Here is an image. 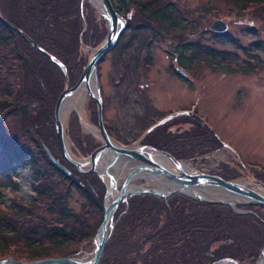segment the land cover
I'll use <instances>...</instances> for the list:
<instances>
[{"label":"trees","instance_id":"trees-1","mask_svg":"<svg viewBox=\"0 0 264 264\" xmlns=\"http://www.w3.org/2000/svg\"><path fill=\"white\" fill-rule=\"evenodd\" d=\"M110 1L125 19L128 32L132 29L138 31L145 24L150 27L162 24L181 26L176 22L174 6L169 1ZM252 1L264 2L236 0V4L240 7ZM96 12L86 0H0L1 17L22 32L13 31L0 20V64L7 65L13 74L10 82L12 90L4 91L3 95L11 104L17 99V89L24 90L14 106L18 111L30 115L40 108L44 109L51 120L47 126L51 127L55 102L65 86V75L54 61L37 51L30 40L62 64L72 86L88 61L82 45L95 48L107 34L105 20ZM124 34L120 35V39L124 38ZM178 45V63L187 71L196 61L211 66V61L218 62L224 58L223 52L211 45ZM200 53L205 57L199 60ZM102 60L103 57L99 62ZM145 63L147 67L149 55H146ZM28 73L35 78L32 87L15 83V77L21 76V80L25 81ZM90 103L94 106L95 102L91 100ZM95 118L96 115L94 121ZM75 119L73 113L69 118L70 127L74 122L76 125ZM165 123L170 132L174 127L178 137L163 139L161 134L157 135L160 124L149 131L141 144L162 149L182 161L193 160L194 156L224 146L215 131L194 114L176 116ZM103 124L108 132L107 124L104 121ZM65 132L69 135L71 129ZM13 135L0 129V202L5 192L11 194L9 209L0 210V260L11 257L26 262L72 257L96 235L104 212L97 196L105 192L103 184L93 185L90 182L93 173L76 172L75 179L64 175L35 138L29 137V142L40 149L37 157L32 149ZM77 145L84 157L99 147L89 135L79 138ZM16 164L34 171V196L29 201L17 195ZM216 174L226 181L237 177V172L233 170ZM54 176L65 182L64 189L59 188V183L52 178ZM71 186L86 201L81 207L83 216L72 212L68 206L67 196ZM92 188L99 192L95 194ZM240 208L247 212L239 214L230 205L205 203L181 193L163 198L154 194L128 197L116 209L112 229L97 264H212L222 258L233 259L238 264H255L264 245V206L241 205ZM96 212L99 216L95 226L89 218ZM196 250L198 259L193 254Z\"/></svg>","mask_w":264,"mask_h":264},{"label":"rangeland","instance_id":"rangeland-1","mask_svg":"<svg viewBox=\"0 0 264 264\" xmlns=\"http://www.w3.org/2000/svg\"><path fill=\"white\" fill-rule=\"evenodd\" d=\"M166 1L174 6L176 22L181 23V26L162 24L150 27L145 24V27L138 31L132 29L128 32L129 30L125 29L124 38L119 39L113 49L104 54L103 60L97 63L96 81L101 92L103 121L107 124L108 134L117 145L125 147H139L140 140L160 124L157 135L161 134L163 139L178 137L174 127L173 132H170L165 122L172 121L177 113L188 111L177 116H198L215 131L225 147L194 156L193 160H183L184 162L189 163L193 170L212 175L233 170L237 172V177L232 180L248 188L255 187V180L264 183V2L252 1L239 7L236 0ZM88 3L92 6L90 1ZM96 11L101 17L97 9ZM215 20L223 21L227 26L226 30L221 33L213 31L210 27ZM136 24L134 21L133 25ZM184 43H190L192 46L211 45L222 51L224 58L218 62L211 61V66L196 61L192 63L189 71L184 70L176 55L178 44ZM81 48L89 59L94 48L90 49L84 45ZM146 55L150 57L147 67ZM204 57L205 55L200 53L199 60ZM12 80L11 69L0 64V129L6 134H15L13 136L32 149L37 157L40 149L35 143L29 142V137L35 138L40 143V148L45 152L47 148L52 157L59 159L70 170L69 175L75 179L76 172L61 157L57 148L54 116L51 127H48L47 123L51 120L44 109L40 108L30 115L18 111L14 106L24 90L21 92L17 89V99L11 101V104L3 95L4 91L7 93L12 90ZM14 81L16 84L20 82L32 87L35 78L28 73V79L25 81L21 80V76L15 77ZM90 101L91 98L87 94L80 111L73 110L68 113L62 124L64 132L71 129V134L65 132L69 153L72 158L83 163L84 170L89 167L85 165L88 156H82L77 145L79 138L89 135L97 141L99 147L102 145L96 120L97 104L94 103L93 106ZM73 113L76 115L77 126L74 122L73 127H70L69 118ZM74 139L77 141H73ZM120 161L111 167L114 178L117 179L118 190L124 176L134 167L132 163L122 166L125 160ZM37 166L39 169L40 163ZM48 169L50 170L49 167ZM14 171L15 180L19 183L17 195L25 201L31 200L34 196L33 169L16 164ZM52 178L59 183L60 189L65 188L63 180L56 176ZM90 182L93 185L102 182L106 192L107 183L99 174L93 173ZM130 185L135 189L154 187L160 191H168L162 182L149 181L143 177L135 178ZM258 189L260 193L264 192V188ZM93 190L95 194L99 192L97 189ZM68 191V206L72 212L81 213L83 216L81 207L86 201L73 186ZM105 192L97 194L102 209ZM201 193L216 199L227 195L219 189L209 188L202 189ZM4 194L0 202L1 211L8 210L11 206V194ZM239 206L237 209L242 210L241 213L247 212ZM98 216L99 212L91 215L89 222L96 226ZM111 229H108V236ZM247 235L250 236L249 233ZM94 248L92 239L80 247L72 257L90 260ZM193 254L198 259V250Z\"/></svg>","mask_w":264,"mask_h":264},{"label":"water","instance_id":"water-1","mask_svg":"<svg viewBox=\"0 0 264 264\" xmlns=\"http://www.w3.org/2000/svg\"><path fill=\"white\" fill-rule=\"evenodd\" d=\"M100 3L103 7V11L99 12V15L105 19V26L107 27L106 38L99 44L96 48L93 49L91 57L88 59V62L82 69V74L76 83L70 86L68 82L67 72L61 63L55 61L54 57L51 54H48L44 51L38 44L30 40L37 51L42 52L48 59L54 61L62 72L65 75V87L58 96L55 108H54V126H55V137L57 142V148H59L61 157L71 165L72 169L79 174L86 173H96L99 174L98 167L101 163V159L104 157L112 156V162L106 167L105 174L110 178L109 186L106 187V192L103 196V217L100 221V225L96 230V235L93 238V243H95V248L92 251V257L90 260H84L83 258L75 257H58V258H47V259H37L36 261H21L11 257L4 258L0 260V264H97L102 256L103 248L108 237V229H111L112 218L116 209L118 208L121 201H125L127 197L134 195L142 194H154L158 197H166L174 193H181L184 196H189L193 199H197L201 202L211 203L215 205H226L231 206L236 213L243 212L238 210L237 206L246 205V206H264V194L258 193L252 187H247L242 183H237L233 180H224L218 175H212L208 173H202L196 169L192 171H171L165 165L159 164L155 156L156 154H163L174 164L179 165V160L175 159L173 156L167 154L163 150H157L153 146L139 145V147L129 146L125 147L122 145H117L108 135L105 125L103 124V102L101 98V92L99 90L98 82L96 81L97 77V63L100 58L103 57L105 53L112 50L119 40L120 34L125 30V21L117 13L114 5L110 0H100ZM93 6V5H92ZM95 7V6H94ZM96 8V7H95ZM97 9V8H96ZM0 20L8 25L13 31L22 33L18 28L14 27L7 20L0 17ZM213 31L221 33L226 30V24L221 20H215L210 27ZM94 81V93L89 90L90 80ZM82 84L86 85L87 92L89 93L90 98L95 101L97 104V124H98V133L102 138V145L97 147L89 156L85 165L89 167L84 170L82 168L83 163L76 158H72L69 153L68 147L66 146V137L64 133V126L60 120L59 111L62 107V102L66 97L71 96ZM46 153L48 158L56 165L58 169L64 174L69 175L70 170L63 165L59 159L52 157L49 150L46 148ZM119 160H125L124 164L132 163L134 167L130 168L128 174L124 176V180L120 185V189L117 188V179L114 178L112 174L109 173V169L115 165ZM157 176V177H156ZM143 177L149 181H158V179H167L171 183H175L177 187L168 191H160L154 187L151 189L146 188H129L130 182L135 178ZM255 187L264 188V183L253 181ZM219 189L225 194L231 195L233 198H241L239 202L233 201L230 197L228 198H214L212 196H203L200 194L202 189ZM113 193L115 195L112 197ZM112 198V201L107 205L109 198ZM233 202L235 204H233ZM259 260L255 264L264 263V245L259 255ZM217 264H238L237 261L228 258H222L220 261L215 262ZM214 264V263H213Z\"/></svg>","mask_w":264,"mask_h":264},{"label":"bare ground","instance_id":"bare-ground-1","mask_svg":"<svg viewBox=\"0 0 264 264\" xmlns=\"http://www.w3.org/2000/svg\"><path fill=\"white\" fill-rule=\"evenodd\" d=\"M90 1V3L95 6L97 8V10L99 12L103 11V7L100 3V0H88ZM89 90L91 92L94 93L95 89H94V81L93 79L90 80L89 83ZM87 94H89L87 92V88L85 84H82L71 96L66 97L63 102H62V107L59 111V115H60V120L62 122V124L65 122V119L67 118V114L70 113L73 110H77L80 111L81 106L83 105V100L86 98ZM66 145L68 147V139H66ZM112 156L106 157V158H102L101 159V163L99 164V173L101 178H103L106 183L107 186H109L110 183V178L105 174V169L106 167L112 162ZM156 161L161 164V165H165L169 170H171L172 172H179V171H192L193 168L191 167V165L189 163L186 162H179V165H176L174 163H172L165 155L163 154H156L155 156ZM120 161V160H119ZM121 162V161H120ZM123 164V163H122ZM110 174L113 175V170L112 168L108 170ZM114 176V175H113ZM157 177V176H156ZM158 181H161L162 184H164V186L167 188V190H171L174 189L176 186V184L173 182H169L167 179H158ZM129 188L131 189H135L132 187V185L129 186ZM254 190H256L258 193H260L261 191L257 188V187H252ZM157 189V188H156ZM159 190V189H158ZM166 191V190H164ZM264 194V192H262ZM201 195L207 197V195H204V193H201ZM115 195V193H113L112 197ZM229 195V194H228ZM231 199H233V201L235 202H239L241 198H233L231 197V195H229ZM224 198H227V195L221 196ZM111 198V197H110ZM112 199V198H111ZM111 199H109L106 203L107 205L109 204L110 201H112ZM233 204H235L233 202ZM217 264V263H214Z\"/></svg>","mask_w":264,"mask_h":264}]
</instances>
